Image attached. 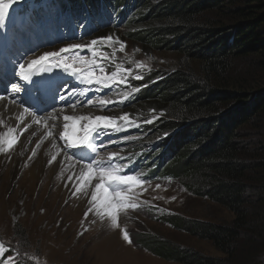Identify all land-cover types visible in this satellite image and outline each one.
<instances>
[{
    "label": "trees",
    "instance_id": "1",
    "mask_svg": "<svg viewBox=\"0 0 264 264\" xmlns=\"http://www.w3.org/2000/svg\"><path fill=\"white\" fill-rule=\"evenodd\" d=\"M243 2L246 4L241 6ZM64 3V19L82 26L90 23L91 27H100L110 21L116 10L129 15L124 23L99 31L91 40L119 28L152 50L171 51L182 57L176 69H161L149 76L141 72L137 86L145 88L139 99L113 110L115 114L126 113L137 122H149L147 135L154 132L164 136L157 138L158 151L163 150L172 160L161 171V165H154L158 172H150V176L159 174L167 180H182L192 193L234 215L231 223L222 225L179 217L168 220L175 229L211 242L225 255L224 259L208 258L159 238L143 237L138 245L157 257L181 264H264V94L235 89V84L231 86L226 79L239 58L264 56V17L257 11L264 1ZM208 12L224 14L232 25L210 19L202 22L201 15ZM118 51L115 46L110 52L115 64L108 67L109 73L117 63L126 72L133 68L117 58ZM195 62L198 65L191 67ZM261 67L264 69V61ZM247 99L250 103L245 106ZM233 105L244 107L226 110ZM143 106L150 109L141 110ZM158 117L163 119L162 125H155ZM176 133L179 135L174 140ZM139 145L130 143L124 147L125 152L138 150Z\"/></svg>",
    "mask_w": 264,
    "mask_h": 264
},
{
    "label": "rangeland",
    "instance_id": "2",
    "mask_svg": "<svg viewBox=\"0 0 264 264\" xmlns=\"http://www.w3.org/2000/svg\"><path fill=\"white\" fill-rule=\"evenodd\" d=\"M17 1L20 0L3 2V4L9 5L4 8V14ZM245 4L246 2H243L241 6ZM257 11H260L259 14L264 17L263 4L259 6ZM217 13L219 12H208L201 15L203 16L202 22H207L210 19L213 23L222 21L225 26L232 25L229 22V17ZM10 26L11 22L8 21L5 30H8ZM128 32H122L119 28L110 29L106 37H113L110 42L117 45L119 50L117 58L124 64L132 65L133 68L130 71L144 72L145 75L149 76L152 72L161 69L172 70L180 67L179 64L182 62L180 55L171 51L152 50L150 46L144 43L133 41ZM87 40L83 39L61 48L74 49L73 45L84 43ZM47 54L41 48H37L34 53L29 52L24 39H18V43L14 44L13 47L2 50V60L5 66L14 67V71L8 74L9 79L7 81L21 91L33 93L42 102L52 105V110H47L45 113L36 112V110H26L27 112L31 114V111H34L36 116H45L57 109H60L58 113L65 111L68 113V111L84 108L96 114L89 122L95 131L97 127L104 128L102 123H92L96 116L110 117L116 124L118 118L122 119L123 116L128 115L126 113L115 114L113 109L104 110L105 107L102 103L104 97L98 96L94 90L90 89L92 84L84 86L83 81L78 80L71 71L62 73L60 79L58 78L60 71L51 72L52 99L49 100L42 90V84L35 85L34 83L39 75L38 72H29L33 66L32 62L40 60L42 56ZM262 61H264L263 55H249L239 58L234 62V68L227 74L226 79L231 82V86L235 84V89L241 87L242 90L250 91L251 94L258 92L261 96L262 93L264 94ZM197 65L195 62L191 67L195 68ZM21 66L24 68L23 72H21ZM25 76L27 79H24ZM3 88L8 92L6 85ZM249 100H246L245 106L250 103ZM7 101L13 103L10 100ZM244 105L239 107L233 105L234 108L230 106L226 110H238ZM149 109V106H143L141 110L147 111ZM57 114L53 120L54 124L52 122L53 127L51 126L49 135L56 140L58 147L61 146L62 151L69 156L71 161L82 163L86 167L89 162H92V171L101 174L103 168L118 175V165L113 161V156L121 152L122 148L110 147V142L102 138L95 141V131L91 135L88 134L89 125L85 127L87 129L80 128L79 133L71 137L62 138L65 136L61 133L68 130L73 122L65 121ZM138 118L141 119L140 114ZM158 118L155 125H162L163 119ZM57 120L61 121V124L58 123L59 126L56 125ZM65 124L68 125L67 128H65ZM39 132L41 133L38 131L29 138L28 145L25 141L24 145L19 150L17 149L18 152L17 150L12 151V153L3 152L0 147V177H2L0 181V241L5 242L17 253H22L20 260L24 264H181L162 259L141 248L138 243L143 242L141 241L143 237L164 239L178 247L198 252L208 258H226L211 242L192 237L168 223V220L174 217L221 225L229 224L234 219V215L222 206L192 193L182 180L178 182L169 179L152 184L141 181L128 190L132 182L121 184L105 179V186L109 188L110 192L114 194L119 191L125 197L123 200L117 197V201L121 204L117 217L119 226H114L112 218L105 211L97 209L92 202V194L80 196L74 192L70 193L69 189L66 198L57 197L53 195L52 189L49 190L45 185L37 186L38 191L34 193L27 188L21 190L20 184L25 182L26 185H24L28 186V181L22 178V174L31 165L29 157L35 152V150L33 152L31 150L35 147L37 150L42 148L39 144ZM178 135L179 133H176L174 140ZM86 136L87 140L85 139ZM155 137L164 136L154 132L148 135L145 133L144 141L141 144L149 146L151 141H155ZM73 140L76 141L77 151L74 149L75 146L69 147ZM84 141L88 142L87 147L78 145ZM93 148H97V152H94ZM67 156V160H70ZM40 159L41 157H38L34 161L39 162ZM13 161L17 164H11ZM69 166L71 163H68L67 167ZM42 176L43 173L41 172ZM97 178L99 179V177ZM81 201H84L85 207L80 214V223L73 224V217L68 210L69 203L72 204V208H78ZM125 231L129 233L132 243H128L123 238Z\"/></svg>",
    "mask_w": 264,
    "mask_h": 264
},
{
    "label": "bare ground",
    "instance_id": "3",
    "mask_svg": "<svg viewBox=\"0 0 264 264\" xmlns=\"http://www.w3.org/2000/svg\"><path fill=\"white\" fill-rule=\"evenodd\" d=\"M59 111L60 109H57L53 113L47 114L45 116H36L34 114H30L18 105H14L7 100L0 99V147L2 148L3 152L6 151L7 153H12V151L14 150H19V148L24 145L25 141L27 144L29 142V138H31L34 133L41 131V133L39 132V144H41L42 148L38 149L40 151L37 150V147L32 150L30 149L32 152L33 150H35L32 156L29 157L31 165L29 166V168H27L25 173L22 174V178L25 181H28V186H25L26 184L24 182L25 185H19L20 189L24 190L23 188H27L30 192L34 193L35 191H38L36 189L37 186L45 185L47 188H49V190L52 189L51 191L53 192V195L57 197L66 198V196H68L69 194V189L70 193L74 192L76 194H79L80 196H88L89 194L93 195L95 194V185L100 182L101 174L92 171V178L86 181L83 177L88 175L87 167L82 163L71 161L69 156H67V154L62 151L61 146L58 147L56 140L49 135L52 122L54 118H56L55 116ZM95 115V112L85 110L84 108H81L77 111H68V113L67 111L58 113L57 116L61 119H64L65 116H71L79 120V123L75 125V127H73V125L70 126L68 130L64 131L61 134L65 136V133H67V137H71L76 133H79L80 128L83 129L88 126L89 122ZM81 117H83V119H80ZM69 121L73 122L71 120ZM58 123L61 124V121L56 122V125ZM49 137L50 139H48ZM9 140L14 141L11 148H9L8 146ZM64 153L70 160H67ZM38 157H41L40 161H34V159ZM54 157L55 159H53ZM46 162H48V164H46ZM14 163L17 164V162L15 161H13L11 164ZM68 163H71V166L67 167ZM41 172L43 173L42 177ZM97 177H99V179ZM1 179L2 177H0V181ZM100 197L103 199V193L100 194ZM81 200L88 201L87 199ZM69 205L70 207L68 208V210L73 217V224L80 223V214L85 207L84 201H81L79 203L78 208H72L71 203H69Z\"/></svg>",
    "mask_w": 264,
    "mask_h": 264
},
{
    "label": "snow or ice",
    "instance_id": "4",
    "mask_svg": "<svg viewBox=\"0 0 264 264\" xmlns=\"http://www.w3.org/2000/svg\"><path fill=\"white\" fill-rule=\"evenodd\" d=\"M9 5H5L3 4V0H0V20H3L4 18V8L8 7ZM101 39L106 40V41H112L113 37L111 36H107V37H102ZM97 41L93 40L92 44H96ZM84 45L81 44H76L73 45V48H83ZM122 49H123V45H122ZM62 52H67L69 51V49H62ZM59 55V53H49L45 56H42L40 58V60H35L32 62L33 66L36 64L41 63L42 61H45L49 58V56H57ZM65 67H71V65H65ZM24 71L23 66H21V72ZM130 75V73H128ZM115 75V74H113ZM140 76H137L136 79H140ZM24 79H27V76L24 77ZM92 80H89V83H92ZM97 82H99V80H97ZM102 103H107L102 102ZM65 121L71 120L73 121V127H75V125H77L79 123V120H77V118L75 117H71V116H65L64 117ZM80 119H83V117H81ZM123 120H128L129 116L125 115L122 117ZM93 124H103L105 129H111L115 127V123L114 120L110 117L104 116V115H99L96 116L94 118V120L92 121ZM68 125L65 124V128H67ZM88 134L91 135V133L93 131H95V129H93L92 125L90 124L88 127ZM67 137V133H65V137L62 138H66ZM85 139L87 140V136L85 137ZM14 141L13 140H9L8 141V146L9 148H11L13 146ZM76 141L73 140L72 143L69 145V147H73L75 146ZM88 144V143H87ZM94 152H97V148H93ZM55 159V157L53 158ZM87 169H88V175L83 177L86 181L90 180L92 178V162H89L87 165ZM110 180V181H115L121 184H126V183H130V182H135V178L128 176H118L115 175L112 171L110 170H105V169H101V175H100V182H98L95 185V194L92 195L91 199L93 204L96 205L97 209L100 211H105V213L107 215H109L113 222H114V226H119V222H118V212L121 208V204L117 201V197L120 198V200L125 199L123 193L117 191L114 194L112 192L109 191V188L105 186L104 180ZM103 193V199L100 198V194ZM123 238L125 239V241H127L128 243H132L131 237L129 235V233L127 231H125L123 233ZM7 246L4 243H0V264H3L4 260L8 261V264H21V256L23 255L22 253H18L17 255L13 256L11 255V253L8 256H3L2 254L7 251Z\"/></svg>",
    "mask_w": 264,
    "mask_h": 264
}]
</instances>
